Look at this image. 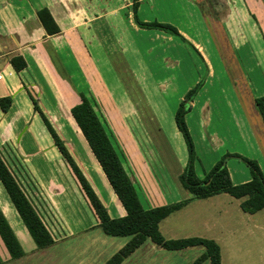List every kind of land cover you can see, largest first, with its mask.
<instances>
[{
	"label": "crops",
	"instance_id": "obj_1",
	"mask_svg": "<svg viewBox=\"0 0 264 264\" xmlns=\"http://www.w3.org/2000/svg\"><path fill=\"white\" fill-rule=\"evenodd\" d=\"M133 6L134 0H0V100H12L7 113L0 108V155L4 158L8 150H13L25 162L35 156L46 157L36 167L29 168L36 178L34 184L37 197L42 196V204H45L46 197H50L57 202L59 209L71 210L73 205L69 204L74 202V197L85 205L89 199L74 169L66 167L64 170L58 163L61 156L59 140L55 135V138L48 139L40 127L33 131L35 125L74 121L72 109L85 98L102 125H120V130H114L119 135L116 140L122 139L121 135L135 137L125 126L128 114L122 112L126 110L123 109L125 103L131 115L146 125V136L150 138L151 135L159 146L165 145L171 151L169 136L175 140L180 137L176 113L186 95L203 79L205 84L186 115L190 133L196 131L197 137L204 142V151L212 153V149H216L220 158L226 154L247 157L257 161L264 173V124L256 106L261 123H252L239 94L240 86L246 91L250 88L252 94L248 96L252 105L264 96V87L262 89L257 83V80H262L264 85V34L253 14L264 16V0L140 1L137 9L139 22L174 27L187 43L161 30L140 28L135 21ZM43 10L50 13L58 34L49 35L43 27L38 18V13ZM16 58L26 64L24 70H16L13 65ZM102 71H113L117 88L110 86ZM119 71L130 75L132 87L135 85L140 94L138 98L131 97L130 88L124 86ZM120 90L124 93V100L116 96ZM173 130L176 136L172 135ZM192 137L195 140L196 136ZM77 140V152L82 151L77 155L93 194L110 219L125 217L121 203L85 138L82 135ZM110 140L113 142V137ZM224 141L229 142L226 144ZM71 145L75 144L71 141ZM112 145L135 187L136 178L130 176L115 143ZM119 146L124 149L122 140ZM182 150L187 155L183 146ZM126 153L130 155L128 151ZM131 153L136 155L134 150ZM48 156H51L50 160ZM126 159L128 167L134 169L128 157ZM171 161L173 170H170V175L173 173L179 179L178 185L183 189L180 177L187 167L186 156L182 161L174 148ZM227 168L235 186L251 182L250 172L239 161H229ZM147 169L151 171L149 167ZM199 170L197 156L195 171L200 179H204L205 175H200ZM68 173L74 176L69 177ZM136 192L145 210L168 207L190 199L185 194L174 202L165 200L153 208L144 206L137 189ZM109 193L114 195L115 205L111 204ZM224 195L230 196L221 194L206 200H194L179 212L197 202H216ZM245 200L241 199L240 206ZM7 204L8 209L13 208L14 222L25 237L24 224L19 223V215L0 181V212L26 253L7 216ZM79 207H76L77 214L71 212L70 217L75 222L78 220L79 226L77 223L76 226L80 230H73L70 234L75 237L94 227L100 232L101 220L97 212L89 206ZM82 213L90 217H87L89 224L80 219ZM55 242L59 243V240ZM128 243L127 240L124 247ZM34 251L41 252L37 247ZM0 257L3 264H18L26 255L16 261L11 260L10 255L7 260L1 254Z\"/></svg>",
	"mask_w": 264,
	"mask_h": 264
},
{
	"label": "rangeland",
	"instance_id": "obj_2",
	"mask_svg": "<svg viewBox=\"0 0 264 264\" xmlns=\"http://www.w3.org/2000/svg\"><path fill=\"white\" fill-rule=\"evenodd\" d=\"M253 14L256 16L264 34V16L259 13ZM102 72L108 82L111 83L110 86L112 88H117V81L113 71ZM119 72L122 74L121 80L124 86L130 88L129 92L132 95L131 97L135 99L138 98L140 94L138 90L136 91L135 85L132 87V79L128 77L130 75L126 73V71ZM201 82H204L205 84V79ZM261 82L263 81L257 80L258 85L263 89L264 85L262 86ZM242 89L244 88L240 86L239 94L247 115L250 117L252 123L255 122L260 125L261 118L259 119V116L257 117L255 105H252L249 100L248 94H252L251 89L249 88L248 91ZM116 96H120L121 100H124L125 98L122 90H120L119 95ZM124 107L125 108L123 109L126 110L122 112H128L125 117V126L129 128L135 137L121 135L123 138L116 140L115 137L117 138L119 135L114 130H120V125L105 123L103 124V127L107 135L110 138L113 137L115 147L121 155L124 164L127 166L128 173L130 176L132 175L133 178H136L137 181L135 187L144 206L155 208L163 204L165 200H167V202H174L179 197H183L185 194L188 195V193L181 188L180 184L178 185L179 179L177 180V177L174 176L173 173L170 175V170H173L171 160L174 148L178 154V158L183 161L184 156H186L187 165L189 163L188 149L182 134L178 132L180 137H176V140L169 136L171 141L169 142V145L171 146L170 148H172L171 151L167 149L165 145L164 147H161L156 140H152L150 133V138H148L149 136H146V130L148 131L145 127L146 125L141 123V121L138 122L137 118L131 115L130 111H128L130 110L128 105L124 103ZM38 127H40L41 131L46 132L48 139H53L55 135L59 140L58 142L61 143L59 154L62 157L59 156L57 161L63 166V169H69V167H72L71 163H73L83 177L84 173L82 169L84 170V167L81 164V159L77 155L79 151L81 153L82 151L79 150L77 152L76 149L78 141L77 137H81L82 134L76 123L73 120L68 123H42L35 125L33 131H38ZM194 132L195 133L191 134V136H196L195 140L193 137L192 138L196 149V155L200 161L199 172L200 175L204 174L206 176L225 155L220 158V154L216 149H212V153H208L206 150L204 151L203 140L197 137L196 131ZM172 135L176 136L174 130ZM121 140L124 144V149L122 148V150L119 146ZM71 141L75 144V147L72 145L70 146ZM110 141L112 142V140ZM224 142L228 144L229 141ZM180 145L184 147L187 155L183 154L182 146ZM77 148L79 147L77 146ZM137 148L139 150H137L138 153L135 150ZM226 148L229 149L230 147ZM227 149L224 151H227ZM131 150H134L136 155L131 153ZM126 151L129 152V156H127ZM123 154H126V158L128 157L133 164L134 169L128 167L127 159ZM4 158L27 195L32 196L30 200L33 203V206L39 211L44 223L47 225L53 236H55V240H59V243H56L48 250L38 253L35 251V253L32 252L36 247L34 241L28 235L27 229H25V226L18 216L17 219L19 223L23 225V231H25V237L23 236L22 230L19 226L17 227L14 222V220H16V216L13 212L14 210L12 211L13 208L8 209L9 207L7 204V216L11 225L15 228L16 233L18 232L16 235L21 240L26 252L25 259L18 264H107L124 248V244L127 240H131L130 238H114L107 236L101 230L100 232H97L98 230L96 227L90 229L87 233L85 232L75 237L72 236L71 234L80 227H78V220L75 222V220L70 217V213H76L77 206H80L83 209L85 206L92 207L90 201L85 205L74 197V202L69 204L73 205V209L71 210L59 209L57 207V202L55 200L53 201L50 197H46L45 204H42V196H39V198L37 197L38 191L34 184L36 178L33 175L34 173L30 172L29 168L36 167L37 164L42 163L46 157L35 156L31 157L32 160L25 162L20 155H16L13 150H8ZM82 158L84 159V156H82ZM48 159L50 160L51 156H48ZM141 159L144 162L142 164ZM143 164L149 167L151 171H148L147 167ZM68 174L69 177L74 176L73 174ZM158 185L160 187H158ZM104 194L106 195L105 192ZM111 195L112 194L109 193L110 202L112 205H115L116 202L114 200V195ZM227 199L228 202L226 201ZM108 201L109 199H107V202ZM150 203L152 204L151 206ZM240 204L241 200L237 201L227 195H224L223 198H220L213 203L197 202L183 212L171 215L162 223L160 232L163 237L169 241L202 238L216 242L221 248L222 264H264V211L257 215L250 216L244 214L241 210ZM79 217L80 219H83L85 224L90 223L89 216H87L89 217L87 218L82 213V216ZM76 223L78 226H76ZM0 254L4 260H7L9 257V253L1 239ZM205 254L206 250L201 247L188 249L186 251H167L149 240L135 255L131 256L123 264H193ZM207 261L203 264H210V262L206 263Z\"/></svg>",
	"mask_w": 264,
	"mask_h": 264
},
{
	"label": "trees",
	"instance_id": "obj_3",
	"mask_svg": "<svg viewBox=\"0 0 264 264\" xmlns=\"http://www.w3.org/2000/svg\"><path fill=\"white\" fill-rule=\"evenodd\" d=\"M140 1L134 0L133 6L135 21L140 28L161 30L179 37L183 42L187 43L174 27L157 23L143 24L139 22L137 9ZM38 18L49 35L59 33L53 18L47 10L40 11ZM13 65L18 71L26 68V64L20 58L14 59ZM203 84L204 82L199 83L196 88L186 95L175 117L176 126L184 138L189 154V163L180 177V183L190 196V199L168 207L151 210H145L143 208L132 180L126 173L109 136L88 100L83 98L82 103L72 109V116L76 125L85 138L96 161L101 166L102 172L106 176L113 193L118 198L126 213V216L123 218L110 219L101 202L93 194V190L84 176L82 177L78 169L71 163L93 209L100 217V229L103 233L114 238L131 239L108 264H123L149 240L167 251H184L201 247L206 250V254L193 264H203L207 260L211 264H222L221 248L216 242L202 238L169 241L160 232V224L174 213L187 207L194 200H206L221 194H228L238 200L246 199L242 203L241 209L247 214L255 215L264 210V173L257 161L240 155L227 154L214 166L204 179H200L196 174V149L186 122V115L191 111V105L203 87ZM11 106V99L0 100V108L4 113H7ZM255 106L264 124V96L255 100ZM230 160H238L248 168L252 177L251 182L239 186H235L232 183L227 168V163ZM0 181L21 221L36 244L37 249L43 251L53 247L56 244L53 234L44 223V220L33 206V203L1 155ZM0 239L4 243L11 260L16 261L25 257L20 243L1 212ZM0 264H3L1 257Z\"/></svg>",
	"mask_w": 264,
	"mask_h": 264
}]
</instances>
